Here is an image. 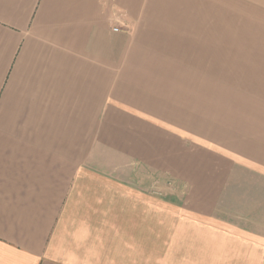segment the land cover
I'll list each match as a JSON object with an SVG mask.
<instances>
[{
  "label": "crops",
  "instance_id": "crops-1",
  "mask_svg": "<svg viewBox=\"0 0 264 264\" xmlns=\"http://www.w3.org/2000/svg\"><path fill=\"white\" fill-rule=\"evenodd\" d=\"M152 10L0 0V264H264V130L209 115L193 8Z\"/></svg>",
  "mask_w": 264,
  "mask_h": 264
},
{
  "label": "rangeland",
  "instance_id": "rangeland-1",
  "mask_svg": "<svg viewBox=\"0 0 264 264\" xmlns=\"http://www.w3.org/2000/svg\"><path fill=\"white\" fill-rule=\"evenodd\" d=\"M164 17L199 19L210 114L235 134L264 130V0H152ZM158 7L159 10L156 8Z\"/></svg>",
  "mask_w": 264,
  "mask_h": 264
},
{
  "label": "built area",
  "instance_id": "built-area-1",
  "mask_svg": "<svg viewBox=\"0 0 264 264\" xmlns=\"http://www.w3.org/2000/svg\"><path fill=\"white\" fill-rule=\"evenodd\" d=\"M112 30H113V32H118V31H120L119 27H115V28H113Z\"/></svg>",
  "mask_w": 264,
  "mask_h": 264
}]
</instances>
